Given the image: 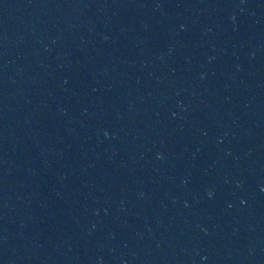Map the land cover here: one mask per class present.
<instances>
[{
	"label": "water",
	"instance_id": "water-1",
	"mask_svg": "<svg viewBox=\"0 0 264 264\" xmlns=\"http://www.w3.org/2000/svg\"><path fill=\"white\" fill-rule=\"evenodd\" d=\"M0 264H264V0H0Z\"/></svg>",
	"mask_w": 264,
	"mask_h": 264
}]
</instances>
